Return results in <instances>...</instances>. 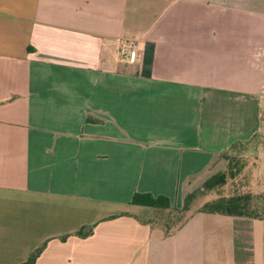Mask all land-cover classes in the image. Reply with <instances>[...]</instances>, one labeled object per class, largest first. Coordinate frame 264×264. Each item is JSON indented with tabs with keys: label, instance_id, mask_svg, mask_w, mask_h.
I'll list each match as a JSON object with an SVG mask.
<instances>
[{
	"label": "crops",
	"instance_id": "crops-1",
	"mask_svg": "<svg viewBox=\"0 0 264 264\" xmlns=\"http://www.w3.org/2000/svg\"><path fill=\"white\" fill-rule=\"evenodd\" d=\"M263 98L264 0H0V264H264V220L129 204L180 207Z\"/></svg>",
	"mask_w": 264,
	"mask_h": 264
},
{
	"label": "trees",
	"instance_id": "trees-1",
	"mask_svg": "<svg viewBox=\"0 0 264 264\" xmlns=\"http://www.w3.org/2000/svg\"><path fill=\"white\" fill-rule=\"evenodd\" d=\"M261 123L260 114V126ZM255 134L250 138H253ZM243 143L234 142L228 150L222 152L219 157L225 162L224 168L207 177L199 188L187 193L178 208L171 206L164 196L153 197L140 193L132 195L129 204L148 207L152 211L149 219L140 220L149 226L152 237L164 239L175 234L196 214L264 220V191L254 194L244 187L243 180L248 181L247 176L242 172L244 162L237 156L229 154L236 145ZM205 197L209 198L203 200ZM196 199H202L198 206L194 203ZM92 228L93 225L84 226L73 235L85 238L91 234ZM65 237L62 236L60 239L64 240ZM43 247L44 244L33 250L20 264H34Z\"/></svg>",
	"mask_w": 264,
	"mask_h": 264
},
{
	"label": "rangeland",
	"instance_id": "rangeland-1",
	"mask_svg": "<svg viewBox=\"0 0 264 264\" xmlns=\"http://www.w3.org/2000/svg\"><path fill=\"white\" fill-rule=\"evenodd\" d=\"M260 108L262 123L258 132H256L253 138L243 141L244 143L241 145H236L229 152L230 155L237 156V158L243 160L244 167L242 172L247 176L248 181L243 180L242 184L254 194L264 191V98L261 101ZM224 165L225 162L223 160L219 161V164L211 170L210 175L221 171ZM200 185L190 189L187 193L199 188ZM208 198L205 197L203 200ZM201 201L202 199H196L194 203L198 206Z\"/></svg>",
	"mask_w": 264,
	"mask_h": 264
},
{
	"label": "built area",
	"instance_id": "built-area-1",
	"mask_svg": "<svg viewBox=\"0 0 264 264\" xmlns=\"http://www.w3.org/2000/svg\"><path fill=\"white\" fill-rule=\"evenodd\" d=\"M137 56V48L133 42L127 43V49L121 50L118 56V62L122 64L134 63Z\"/></svg>",
	"mask_w": 264,
	"mask_h": 264
}]
</instances>
